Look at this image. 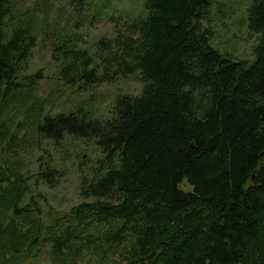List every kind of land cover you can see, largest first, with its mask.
I'll list each match as a JSON object with an SVG mask.
<instances>
[{
	"label": "trees",
	"instance_id": "trees-1",
	"mask_svg": "<svg viewBox=\"0 0 264 264\" xmlns=\"http://www.w3.org/2000/svg\"><path fill=\"white\" fill-rule=\"evenodd\" d=\"M26 1L0 0V264H264V0L247 13L253 60L214 46L215 0H146L148 14L98 40L96 58L64 33L53 40L68 84L137 71L145 84L107 117L41 116L44 138L94 140L103 153L81 176L82 202L51 223L24 203L33 176L2 120L33 92L34 78L19 77L42 26ZM53 171L38 177L53 185Z\"/></svg>",
	"mask_w": 264,
	"mask_h": 264
},
{
	"label": "rangeland",
	"instance_id": "rangeland-1",
	"mask_svg": "<svg viewBox=\"0 0 264 264\" xmlns=\"http://www.w3.org/2000/svg\"><path fill=\"white\" fill-rule=\"evenodd\" d=\"M253 1L215 0L208 22L212 25L214 46L237 58L253 60V46L258 37L246 23ZM27 6L37 8L42 26L38 43L19 77L22 82L29 81L27 77L34 78L33 92L24 99L23 108L6 111L2 120H6L10 132L16 133V141L12 144L19 150L23 173L33 176L24 203L33 198L41 208L45 222L51 223L82 202L79 194L81 176L93 170L103 153L94 140L71 135H65L61 140L44 138L37 132L41 116L83 108L96 117H107L118 95L140 94L145 84L140 71L98 85L68 84L60 76L62 61L54 59L52 42L64 33L63 37L66 35L76 47L87 49L96 58L98 40L114 38L123 22L144 17L149 10L146 0H86L83 8L71 0H27L22 9ZM96 63L99 70L102 69L100 58ZM47 166L54 170L53 185L38 177ZM180 187L192 190L186 179ZM46 260L35 258L26 264H45Z\"/></svg>",
	"mask_w": 264,
	"mask_h": 264
}]
</instances>
